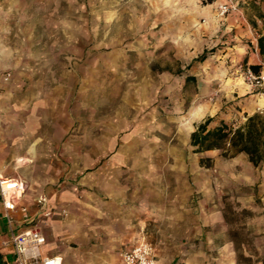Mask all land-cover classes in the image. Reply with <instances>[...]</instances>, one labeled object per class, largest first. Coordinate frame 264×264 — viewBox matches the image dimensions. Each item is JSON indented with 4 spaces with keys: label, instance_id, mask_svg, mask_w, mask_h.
Instances as JSON below:
<instances>
[{
    "label": "crops",
    "instance_id": "1",
    "mask_svg": "<svg viewBox=\"0 0 264 264\" xmlns=\"http://www.w3.org/2000/svg\"><path fill=\"white\" fill-rule=\"evenodd\" d=\"M210 1L208 33L215 35L216 56L229 57L228 67L240 63L256 68L264 60L258 49L252 50L254 35L264 44V0L240 3L255 4L253 11L242 8L248 26L234 13L218 16L221 0ZM16 3L0 0V14L11 12ZM5 24L0 17V30ZM13 56L0 39V70ZM13 73L9 81L0 73V174L24 179L29 186L11 212L0 199V264H14L11 239L31 225L46 237L41 255H61L62 264H123L122 251L141 240L153 245L155 264H264V160L252 165L243 153L223 157L217 149L193 152L187 141L176 145L165 136L164 142L155 134H139L137 128L124 134L119 125L128 120L122 115L113 122L111 115L104 117L100 135L89 137L84 148L74 132L79 105H33L34 76ZM17 74L26 75L29 98H17ZM234 75L227 78L228 87L213 81L218 87L209 91L198 84L197 99L191 105H172L181 115H166L165 121L176 119L187 137L206 117H226L219 110L223 94L233 99L237 114L264 111V97ZM206 89L217 94L213 102L200 100ZM95 125L92 116L89 126ZM22 155L31 162L20 165L19 160L29 161L18 158ZM81 170L82 176L72 175ZM223 190L228 191L225 198ZM42 194L48 200L44 208L36 203ZM21 207L27 208L31 223L23 219ZM239 211L244 219L240 225Z\"/></svg>",
    "mask_w": 264,
    "mask_h": 264
},
{
    "label": "rangeland",
    "instance_id": "2",
    "mask_svg": "<svg viewBox=\"0 0 264 264\" xmlns=\"http://www.w3.org/2000/svg\"><path fill=\"white\" fill-rule=\"evenodd\" d=\"M16 1L11 12L0 14L6 23V29L0 30L1 42L14 55L12 61L2 62L5 66L0 73H8L9 81L13 70L31 72L33 105H79L74 132L84 148L89 137L100 135L103 118L109 115L112 122L117 115L129 121L119 125L121 133L137 128L139 134H155L164 142L167 136L170 143H188L189 136L180 130L176 119L165 121L166 115H181L170 107L191 105L197 99L198 84L211 91L218 87L213 81L228 87L227 78L235 76L234 66L228 67L229 57L222 60L216 56L215 35L208 33L210 0ZM254 6L241 4L242 14L245 16L243 7L253 11ZM201 53L205 58L197 61ZM17 75V98H29L26 75ZM207 89L200 100L213 102L217 94ZM221 101L219 110L226 117L213 115L209 127L219 119L232 125L244 121L245 116L235 112L239 108L233 99L223 94ZM92 116L94 127L89 126ZM18 158L29 159L20 165L32 160L25 155ZM72 175L80 177L82 170ZM25 182L26 191L29 185ZM238 214L240 225L244 219L240 211Z\"/></svg>",
    "mask_w": 264,
    "mask_h": 264
},
{
    "label": "built area",
    "instance_id": "3",
    "mask_svg": "<svg viewBox=\"0 0 264 264\" xmlns=\"http://www.w3.org/2000/svg\"><path fill=\"white\" fill-rule=\"evenodd\" d=\"M244 0H221L216 4V13L220 17L234 13L239 21L248 26L245 16L241 12L240 3ZM257 1V0H255ZM257 23L261 24L262 19ZM257 36H253L254 52L257 51ZM233 73L238 74L243 83L251 91H258L264 95V62L260 61L253 70L249 65L236 64ZM9 74H3L2 79L6 80ZM263 91V92H260ZM26 182L17 177H8L0 174V199L3 208L11 212L18 206L26 189ZM47 197L39 195L36 199L38 207L44 208L47 204ZM23 219L31 223L33 219L29 217L26 207L20 208ZM65 209L61 210L64 213ZM50 212L46 211L45 215ZM10 218V217H9ZM46 242V237L37 225H31L14 235L11 244L15 253L14 264H62L61 255L42 256L41 247ZM123 264H155L153 246L151 243L141 240L132 247L125 249L121 253Z\"/></svg>",
    "mask_w": 264,
    "mask_h": 264
},
{
    "label": "trees",
    "instance_id": "4",
    "mask_svg": "<svg viewBox=\"0 0 264 264\" xmlns=\"http://www.w3.org/2000/svg\"><path fill=\"white\" fill-rule=\"evenodd\" d=\"M257 48L264 56V44L261 37L257 38ZM205 54L196 57L202 61ZM253 70L255 67L250 66ZM263 92V91H260ZM259 94L258 91H252ZM214 117H206L189 133L188 144L193 152L217 149L223 157L235 153H243L252 165L264 160V111H257L246 116L238 125L226 123L219 119L217 124L209 127Z\"/></svg>",
    "mask_w": 264,
    "mask_h": 264
},
{
    "label": "bare ground",
    "instance_id": "5",
    "mask_svg": "<svg viewBox=\"0 0 264 264\" xmlns=\"http://www.w3.org/2000/svg\"><path fill=\"white\" fill-rule=\"evenodd\" d=\"M22 161H25V160H19L20 163H21Z\"/></svg>",
    "mask_w": 264,
    "mask_h": 264
}]
</instances>
